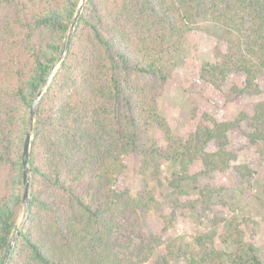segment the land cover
<instances>
[{"label":"trees","instance_id":"obj_1","mask_svg":"<svg viewBox=\"0 0 264 264\" xmlns=\"http://www.w3.org/2000/svg\"><path fill=\"white\" fill-rule=\"evenodd\" d=\"M81 2L0 0V264H263L236 215L215 214L192 243L169 229L178 209L210 210L222 189L215 173L233 167L241 182L251 180L255 168L239 158L245 144L230 136L241 131L264 157V100L234 120L202 112L181 136L158 98L202 21L217 27L226 49L201 64L190 91L227 100L264 93V0H85L68 38ZM61 55L35 109L25 207L29 109ZM232 75L241 82L226 89ZM128 155L139 157L140 174L157 176L169 164L162 199L148 187L118 188ZM195 160L203 168L191 174ZM199 177L207 180L198 196L185 199V181ZM151 212L163 226L147 233L142 219Z\"/></svg>","mask_w":264,"mask_h":264},{"label":"rangeland","instance_id":"obj_2","mask_svg":"<svg viewBox=\"0 0 264 264\" xmlns=\"http://www.w3.org/2000/svg\"><path fill=\"white\" fill-rule=\"evenodd\" d=\"M216 31L217 27L213 24L202 21L186 35L180 61L173 69L171 78L164 85L158 98L160 113L171 130L181 136L187 134L191 122H200L202 112H208L220 121L234 120L242 111L252 115L255 104L264 100V93L246 96L239 100H227L219 91L212 95V99L190 91L193 75L201 64L207 60H216V48L224 51L226 49L225 41L217 36ZM233 81L239 84L241 82L232 75L225 88L227 89ZM260 84L264 90V77L260 79ZM243 128L248 130L245 123ZM152 133L157 139L162 140L163 132L160 127L156 126ZM230 139L235 146L240 141L245 144L244 149L240 151L239 158L240 161L250 163L255 168L253 177L249 181L241 182L233 167L226 172L215 173L214 184L222 189L215 194L210 210L203 212L202 209L195 211L178 209L175 224L169 229V233L178 239L179 243H192L193 235L207 230L210 226V219L215 214L217 217L236 215L245 223L248 234L260 250L264 264V157L254 152V146L249 143L248 138L241 131L231 132ZM125 162L127 167L118 181L119 189L129 187L135 192L148 187L161 199L170 190L163 176V173L170 169L167 162L161 164L162 172L157 176H153L150 172L140 174L138 172L139 157L136 155L126 156ZM202 168V162L195 160L189 171L195 174ZM159 180L161 184L158 183ZM206 180L203 177H199L196 181L186 180L184 183L187 192L185 199L197 197L198 188L203 187ZM25 216L26 213L20 218L21 227ZM162 224V218L156 212H151L148 217L142 219V227L147 233L159 231Z\"/></svg>","mask_w":264,"mask_h":264},{"label":"water","instance_id":"obj_3","mask_svg":"<svg viewBox=\"0 0 264 264\" xmlns=\"http://www.w3.org/2000/svg\"><path fill=\"white\" fill-rule=\"evenodd\" d=\"M84 1L85 0H82L81 4L78 7V10H77L76 15H75V20L73 21V23L71 24V27H70V32H69L68 38H69V36L71 35V33L73 31L76 19L78 18V15L80 14V12L82 10ZM66 45H67V43L65 44V46L63 48L62 55L64 54V51L66 49ZM62 55L60 56L58 61L55 63V65L51 68V70H50V72H49L44 84L38 90L37 94L35 95L32 103L30 105V109H29V121H28V125L29 126H28V130H27L26 137H25V140H24V148H23V156H24L23 178H24V185H25L23 199L25 201V207L28 204V193H29V183H30L29 176H28V168L26 167V165H27V161H28V157H29L30 141L32 139V127H33V118H34V115H35V109H36V105H37L38 100L40 99L43 91L45 90V88L48 85L51 77L54 74V70L56 68L57 63L60 62V60L62 58ZM20 228H21V225H18L17 229L15 230V232H14V234H13V236H12L10 242H9V245H8L7 250H6V253H5V256H4V259H3L2 263H4L6 261L8 255H9V253H10V251H11V249H12L14 243H15V240L17 239V237H18V235L20 233Z\"/></svg>","mask_w":264,"mask_h":264}]
</instances>
